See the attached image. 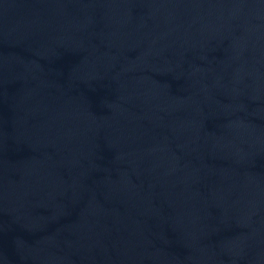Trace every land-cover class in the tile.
Wrapping results in <instances>:
<instances>
[{
	"label": "water",
	"instance_id": "1",
	"mask_svg": "<svg viewBox=\"0 0 264 264\" xmlns=\"http://www.w3.org/2000/svg\"><path fill=\"white\" fill-rule=\"evenodd\" d=\"M0 264H264V0H0Z\"/></svg>",
	"mask_w": 264,
	"mask_h": 264
}]
</instances>
